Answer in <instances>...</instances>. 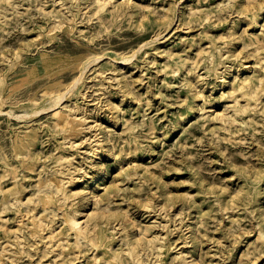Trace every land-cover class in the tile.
Wrapping results in <instances>:
<instances>
[{"label": "rangeland", "instance_id": "1", "mask_svg": "<svg viewBox=\"0 0 264 264\" xmlns=\"http://www.w3.org/2000/svg\"><path fill=\"white\" fill-rule=\"evenodd\" d=\"M107 1L0 0V264H91L85 241L52 261L28 234L24 213L62 153L73 207L109 218L113 264L128 247L145 264H264V0ZM245 78L254 97L231 92ZM54 94L91 126L80 149L62 148L76 137L55 128V105L36 111ZM238 99L251 106L235 113ZM19 182L33 201L9 205ZM156 235L172 246L154 251Z\"/></svg>", "mask_w": 264, "mask_h": 264}, {"label": "bare ground", "instance_id": "2", "mask_svg": "<svg viewBox=\"0 0 264 264\" xmlns=\"http://www.w3.org/2000/svg\"><path fill=\"white\" fill-rule=\"evenodd\" d=\"M95 8L100 11L105 9L108 4L107 0H95ZM257 13V12H256ZM218 54H211L210 64L213 70H218V65L221 62L220 56L222 55L221 49L218 48ZM127 59V58H126ZM217 73V72H216ZM83 72L78 76L77 79L73 81V83L69 87V91L75 90L78 87V81L82 78ZM248 81V83H247ZM252 80L245 78L244 81H233L231 84V92L232 93H239L241 98L244 97H254L258 93L257 86L254 85ZM64 98L63 94H54L49 98V104L46 106H41L40 104L36 103V111L40 112L41 110L49 107V106H56L55 108V128L62 132L64 138L68 137H76L74 140H68L69 142H63L62 148L66 149H80L82 147L83 141H79L84 133L89 131L91 128L90 125H86L83 121V116L80 115V106L76 105H69L66 106L64 102H61ZM236 105V106H235ZM235 113H241L245 111V109L251 106V103L247 101L246 105L241 106L239 105V99L235 101ZM194 106H189V109H192ZM98 136V135H95ZM94 140L97 142V146H92L88 149L87 154L88 157H96L100 153V147L102 143L100 140V136L96 137ZM22 152V147L20 148ZM56 161L58 165H62L64 163H70L71 158L66 156L64 153L59 156ZM58 166V167H59ZM61 168H56L53 174L50 175L46 180H44L39 185V193H38V200L37 202H33L32 206L28 208V211L24 213V215H28V228H29V236L30 237H38L40 236L41 239L46 238V247L49 248V252H53L55 256L52 261H55L57 256L61 255H69L71 249L74 247V244L80 245L82 241H85L91 244L95 250V255L92 258L91 264H113V261L117 258V255L114 251L109 250L111 246V241L109 239L114 236V231L108 227L109 218L106 213L101 215H97L96 217L87 219L91 212L89 211H78L73 207L71 194L67 189L69 183H72L75 180V176L73 174V170L69 167L67 171L60 170ZM20 183V182H19ZM19 183H16L10 190L3 191L1 194V199L6 200L9 205H14L17 201H21V203L30 202L32 203L33 199H28L24 202L23 199H19L17 196L20 194L21 188L24 190V186ZM97 184L95 187H99ZM13 194V197L9 195ZM90 197L95 201L99 202L101 197L98 194L92 193ZM53 202V206L49 204ZM40 205V208L44 209L51 214L52 219H47L48 214L42 213L38 214L37 210ZM21 208V207H20ZM19 209V208H18ZM59 216V217H58ZM88 216L86 219L84 217ZM46 217V218H45ZM59 218L62 220V226L60 229H56L53 227V222ZM27 225V224H26ZM45 233V234H44ZM49 233V234H48ZM5 235H9L7 231H4ZM73 235V237H71ZM19 238V237H18ZM71 239H74V242L71 243ZM160 236H152L149 238V241L153 243L154 251L157 250L159 252L166 251L169 247L172 246V243L169 242L165 244L163 242H158ZM2 245V242L0 241ZM23 252L21 248L15 251V254H12L9 259H18L19 255ZM129 257L128 264H145L143 262V258L141 254L135 250L134 247H128V251H126ZM80 253V252H79ZM79 253L75 255L70 261L79 259ZM180 252H178L179 254ZM1 255V254H0ZM159 260V259H158ZM47 264H50L47 263ZM56 264L58 262L56 261ZM60 264H66V260L60 262Z\"/></svg>", "mask_w": 264, "mask_h": 264}]
</instances>
